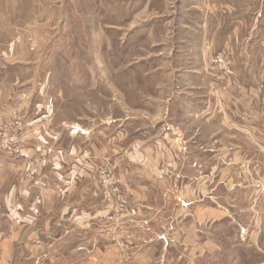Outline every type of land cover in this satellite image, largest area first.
I'll list each match as a JSON object with an SVG mask.
<instances>
[{
    "label": "rangeland",
    "instance_id": "obj_1",
    "mask_svg": "<svg viewBox=\"0 0 264 264\" xmlns=\"http://www.w3.org/2000/svg\"><path fill=\"white\" fill-rule=\"evenodd\" d=\"M263 65L264 0H0V89L21 96L19 111L0 123L19 116L26 137L13 207L36 210L12 264H264V137L231 134L228 156L210 162L209 150L189 153L180 103L155 105L174 94L210 95L225 115L223 88L242 92L250 67L264 93ZM40 105L50 123L35 121ZM166 122L173 132L165 143L154 134L135 139ZM55 127L58 138L48 139ZM209 134L202 148L210 149ZM156 162L165 178L163 187L150 182L166 199L160 221L162 212L135 200L152 189L133 194L127 184L146 175L133 163ZM209 195L218 217L197 220V205L182 199ZM163 220L169 236L148 231Z\"/></svg>",
    "mask_w": 264,
    "mask_h": 264
},
{
    "label": "crops",
    "instance_id": "obj_2",
    "mask_svg": "<svg viewBox=\"0 0 264 264\" xmlns=\"http://www.w3.org/2000/svg\"><path fill=\"white\" fill-rule=\"evenodd\" d=\"M202 34L204 33L202 32ZM247 68L249 73L250 67H246L245 70H247ZM201 69L202 70L200 73H193L201 75L203 68ZM239 72L242 74V71ZM247 74L243 73L242 78L245 88L242 92L239 93L236 90H232L230 87L223 88V94L224 96H226L228 101L226 110L228 111V113L226 112L225 115H222L221 111L218 110L216 102L210 95L204 97V95L202 96L199 94V97L193 98L192 96H186L183 95L184 93H181L178 96L174 94V96L169 99V102L168 100H162L163 103H159L158 101H156L155 105L157 108L163 107L164 109L168 108L169 110L172 109L173 105H175L177 102L180 103L179 106H181V108L183 109H179L177 118L179 120V125L183 129V133L186 135L187 139L190 140L189 153L194 155H203L205 151L209 150L206 155H209L211 157L210 162H214V158H218L220 154L225 155V157L228 156L229 149L227 144L231 145V140L228 138L229 135L239 132V134L241 133L245 135H252L257 140H259L261 136L264 137V128L262 129V127L264 126V93L257 85V83H255V81L252 80ZM230 91L231 93H229ZM20 97V95L16 96V94L12 95L11 91L8 92L0 89L1 120H9V117L13 111H19L18 100ZM47 108L45 106L43 107V105L39 106L38 110L42 111L43 114L40 118H38V121L35 120L36 122L41 123L44 121L45 123H50L52 121V114L48 115ZM117 123L119 124L118 121L116 122V124ZM167 124L168 122H166L164 126H161L162 128H165L164 131H161L156 124L153 125L152 128L147 127L143 128L142 130L135 131V139H142V137H144V134L147 135L146 137L154 134V136H160L162 138V142L165 143L166 140H170V133L173 132L166 131L170 129V127H166ZM224 129L229 132L223 131ZM205 133H210V138H212L213 141L211 145L209 143L207 144L208 146L210 145V149L209 147L202 148L203 140L207 137ZM176 134L177 133H175V135ZM41 135L46 138L43 133H41ZM47 135L49 136L48 139L58 138L59 129L57 127H55L54 129H50ZM220 135L222 136V138ZM42 136L40 138L44 139ZM226 139L230 142H228L227 144H223V140L225 141ZM232 145L236 146L234 142L232 143ZM164 152L168 154L166 150H164ZM170 152L174 155L177 153L176 149H173V151L171 150ZM84 154L86 155L87 151ZM54 157L50 159L48 165H50V162L51 164L55 162ZM187 159L190 160V157H188ZM189 160L186 161L187 164H191L192 161ZM170 164L173 166L172 169L177 170V167H175L177 166L176 163ZM132 165H135V167H137L136 172H138V170H143L146 173L145 176L136 173V176H131L128 178L127 184L132 187L133 194H137L139 193V191H143L145 189H152V186L150 185L151 181L156 186H162V184L164 183V176L160 173L159 170H157L159 167L158 162L154 164L150 163L149 165H146L144 163H133ZM163 165H165V163H163ZM22 167V159L16 156H10L0 150V264H12V254L14 250V248L12 247L17 243L25 244V237H27V235L33 234L32 230L34 228H30L32 226L30 224L35 221L36 217V210H34V207H32L33 209L31 208L29 212H25L24 210L20 211L17 210L16 207H13L19 201L18 194L21 193L20 190H16L15 181L13 179L17 178L16 176L19 175ZM74 167L75 165H73L72 168L74 169ZM182 167L183 168L178 169L179 172L186 169L185 165H183ZM74 173V171H71L70 175H73ZM162 187H153V189L147 192L144 197H142V199H140L139 196H136L135 200L137 201V203H140L141 205L147 207L148 212L155 213L156 211H160L164 201L166 202V199H160L159 196L157 197L159 190H161V193H163ZM54 188L55 189H53V191L51 192L55 194V192L58 190V187ZM213 198V196L209 195L208 199H198L197 201L196 199L182 200H186L197 205V210L195 211L196 219L200 220L201 217H204V220L208 222L216 219L219 214V210L215 206V204L218 203V199ZM160 212L162 213L160 214V216L156 217L157 221H160L165 217V212ZM28 222L30 223L28 224ZM164 223L165 221L160 225L156 224V221H153L152 224L148 227V231L152 230V232H154L152 233L153 235H157V237L162 235L163 238H165V235L168 234L169 236L170 233L165 229ZM178 225H180V223H177V225L175 226L176 229ZM173 235H179L178 231L176 230L175 232H173ZM157 244L151 242L149 244L151 246L150 248H152L151 250H155ZM170 246L171 243L166 244L167 251H169L168 249ZM98 247H102L104 252L106 251V249L104 248L105 244L101 243ZM109 253L116 252L115 250H113L109 251ZM103 261H110L107 255L104 256Z\"/></svg>",
    "mask_w": 264,
    "mask_h": 264
},
{
    "label": "built area",
    "instance_id": "obj_3",
    "mask_svg": "<svg viewBox=\"0 0 264 264\" xmlns=\"http://www.w3.org/2000/svg\"><path fill=\"white\" fill-rule=\"evenodd\" d=\"M226 53L222 52L218 55V57L215 60V64L218 68L215 69V74L213 75L216 78H220V69L219 65L225 64L227 57L225 56ZM226 76L232 75L230 71L224 72ZM22 121L21 118L13 117L12 120H10L9 124H5L4 122L0 123V150L4 153L17 157L24 153L25 149V139L26 137L23 134L22 130Z\"/></svg>",
    "mask_w": 264,
    "mask_h": 264
}]
</instances>
